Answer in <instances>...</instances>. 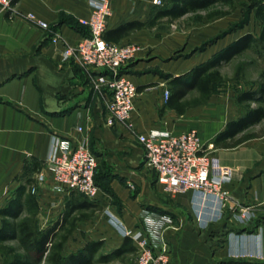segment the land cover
Listing matches in <instances>:
<instances>
[{
  "label": "crops",
  "instance_id": "1",
  "mask_svg": "<svg viewBox=\"0 0 264 264\" xmlns=\"http://www.w3.org/2000/svg\"><path fill=\"white\" fill-rule=\"evenodd\" d=\"M152 1L112 0L113 15L107 33L126 23H149L155 13ZM100 2L16 0L13 19L0 6V210L15 198L20 186L25 185L31 192L36 175L54 157L59 141L70 140L89 149L98 159L96 184L102 204L98 203L101 209L91 218L77 223L65 243L63 256L103 242L94 264H119L126 258H136L128 254L109 263L96 261L120 249L126 238L137 250L145 217L159 213L173 218L162 234V247L169 253L170 264L259 262L249 256H257L264 264V120L237 139L245 134L255 137L234 148L215 147L214 140L228 123L245 115V109L237 104L239 94L234 96V107L229 110L222 96L212 95L208 106L198 107L202 108L201 119L197 110L192 113L191 107L185 106L188 95L171 105L164 96L165 90H169V98L173 95L170 82L174 78L189 74L245 35L216 45L218 49L206 52L204 59L194 64L192 59L173 60L162 68L166 72L162 75L150 72L159 67L154 57H169L183 43L179 33L158 30L157 26L132 31L113 41L138 44L143 51L121 70L138 89L132 127H110L106 121L109 92L94 87V77L99 72L63 56L66 47L76 46L89 36L81 20L89 18ZM39 22L48 28H42ZM248 51L222 64L218 68L221 76L223 66ZM259 127H263L260 133L254 130ZM188 131L198 132L214 166L230 170L231 181L224 185L230 194L228 202L193 192L170 196L158 184L155 172L146 167V152L138 135ZM32 195L38 201V227L44 230L61 219L72 192L55 188L49 177ZM235 207L254 209L256 218L246 227H237L232 219ZM6 260L0 252V264H6Z\"/></svg>",
  "mask_w": 264,
  "mask_h": 264
},
{
  "label": "built area",
  "instance_id": "2",
  "mask_svg": "<svg viewBox=\"0 0 264 264\" xmlns=\"http://www.w3.org/2000/svg\"><path fill=\"white\" fill-rule=\"evenodd\" d=\"M16 0H0L2 10L13 19L16 13ZM154 6L163 5V0H153ZM113 15L112 0H101L91 11L89 18L81 20L89 32L76 46L64 49L66 59H74L84 68L96 70L94 87L105 88L109 92L106 102L108 113L107 125L131 124L135 101L138 96L137 86L121 70L124 65L134 60L143 48L138 44H116L108 42L105 35L109 19ZM30 19H34L30 16ZM47 29L48 25L39 22ZM165 100L170 97L169 90L164 92ZM138 141L146 152V167L157 175V182L169 195L187 192L202 193L223 202L230 200V194L224 185L231 181L228 168L214 166L209 152L205 151L201 137L196 131L171 134L152 132L138 135ZM99 163L96 156L87 148L70 140H60L57 152L38 172L32 194L52 178L55 188L77 192L90 201H100L99 188L95 177ZM256 218L254 209L235 207L232 219L237 227H246ZM142 237L137 242L136 264H170L168 251L162 247L163 231L172 224L170 215L150 213L145 217ZM259 262L257 256H249ZM236 259H246L236 258ZM235 262L228 264H261Z\"/></svg>",
  "mask_w": 264,
  "mask_h": 264
},
{
  "label": "trees",
  "instance_id": "3",
  "mask_svg": "<svg viewBox=\"0 0 264 264\" xmlns=\"http://www.w3.org/2000/svg\"><path fill=\"white\" fill-rule=\"evenodd\" d=\"M236 9L235 0H167L164 7L155 10L153 19L149 23H126L106 33L105 39L109 42L119 41L122 36L132 31L153 29L164 22L175 23L190 15L193 25H208L216 19L231 15ZM251 9L255 10V18L261 26L259 38L247 34L189 74L174 78L170 82L173 95L169 98L168 104L182 102L191 91L199 92L202 102L209 101L215 93L218 82L223 79L218 71L222 64L230 62L255 46L264 52V0H257ZM260 79L261 82L256 89L241 90L239 93L237 104L245 109V115L237 121L228 123L226 130L214 140L215 147L234 148L255 137L254 134H245L237 139L238 135L264 120V71ZM95 182L97 183V176ZM100 209L95 202L77 192H72L71 200L61 219L52 227L40 230L37 218L38 201L31 192H27L25 185L20 186L15 198L0 210L2 218L0 252L7 257L6 264H94L96 255L104 245L103 242L89 244L79 253L68 257L63 256V250L77 223L91 218ZM25 210L27 214L24 216ZM10 242L16 244H6ZM136 252L130 239L126 238L120 249L109 255H101L96 261L109 263L128 254L136 255Z\"/></svg>",
  "mask_w": 264,
  "mask_h": 264
},
{
  "label": "rangeland",
  "instance_id": "4",
  "mask_svg": "<svg viewBox=\"0 0 264 264\" xmlns=\"http://www.w3.org/2000/svg\"><path fill=\"white\" fill-rule=\"evenodd\" d=\"M235 1L237 4V9L234 13L227 17L216 19L208 25H193L191 15L176 21L175 23L164 22L160 24L157 27L158 30L168 31L172 34L179 33L181 37H183V43L177 49H175V51L169 55V57H163L159 54L158 57H154L158 58L159 67L156 69H150V72L154 74L156 71H158L161 75L166 74L162 68L168 67L169 62L181 58L190 60L192 59V63L194 64V62L196 63L204 59L206 52L211 53L213 50L218 49L216 45L220 46L227 41L230 42L243 35L252 34L256 39L259 38L261 26L255 18V10L251 9V6L257 2V0ZM166 3L167 0H163V5L154 6V11L164 7ZM221 69L224 76L222 81L218 82L214 94L217 97L222 96V103L224 107L228 108L229 110L234 107V96L239 94L241 90L247 87L248 89H252L253 87L255 89L258 87L259 83L261 82V73L264 71V52L261 50V48L255 46L248 52L239 56V58L233 63L223 66ZM240 79H243V82H241ZM185 100V106H190L192 113H196L198 111L196 113L198 115L197 117L200 119L203 118L202 114L199 113V110L202 108L199 109L198 107L204 105L208 106L209 103L202 102L200 93L197 91H191ZM262 128L263 127H259L258 129L254 130H257L256 132L260 133ZM98 168L100 167L98 166ZM96 174H98V169ZM99 195L101 198L100 191ZM176 195L178 194L170 196L176 197ZM95 203L102 204L101 201H95ZM135 263L136 258L129 257L119 264Z\"/></svg>",
  "mask_w": 264,
  "mask_h": 264
}]
</instances>
